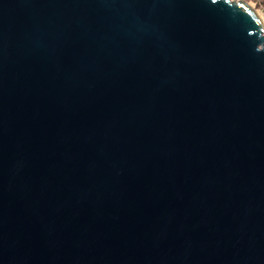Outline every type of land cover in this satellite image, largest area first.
<instances>
[{"label":"water","instance_id":"1","mask_svg":"<svg viewBox=\"0 0 264 264\" xmlns=\"http://www.w3.org/2000/svg\"><path fill=\"white\" fill-rule=\"evenodd\" d=\"M0 264H264L247 1L0 0Z\"/></svg>","mask_w":264,"mask_h":264},{"label":"rangeland","instance_id":"2","mask_svg":"<svg viewBox=\"0 0 264 264\" xmlns=\"http://www.w3.org/2000/svg\"><path fill=\"white\" fill-rule=\"evenodd\" d=\"M261 16L264 22V0H245Z\"/></svg>","mask_w":264,"mask_h":264}]
</instances>
